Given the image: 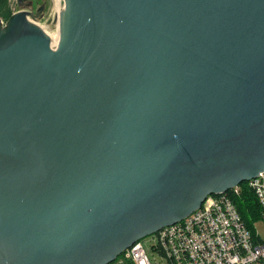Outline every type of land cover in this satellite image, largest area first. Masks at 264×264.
Wrapping results in <instances>:
<instances>
[{"label":"water","instance_id":"water-1","mask_svg":"<svg viewBox=\"0 0 264 264\" xmlns=\"http://www.w3.org/2000/svg\"><path fill=\"white\" fill-rule=\"evenodd\" d=\"M26 1L0 18V264H110L264 171V0H62L55 47Z\"/></svg>","mask_w":264,"mask_h":264},{"label":"built area","instance_id":"built-area-1","mask_svg":"<svg viewBox=\"0 0 264 264\" xmlns=\"http://www.w3.org/2000/svg\"><path fill=\"white\" fill-rule=\"evenodd\" d=\"M52 31L47 29L48 34ZM246 182L259 201L264 220V171ZM243 183L210 194L189 216L150 235L151 245L143 238L110 264H158L150 250L161 255L166 264H264V239L249 230L234 202Z\"/></svg>","mask_w":264,"mask_h":264},{"label":"rangeland","instance_id":"rangeland-1","mask_svg":"<svg viewBox=\"0 0 264 264\" xmlns=\"http://www.w3.org/2000/svg\"><path fill=\"white\" fill-rule=\"evenodd\" d=\"M33 1V3L30 4V6L28 7H33L34 9H36L37 7L41 6L42 3H45V10L43 12V15L41 18H32L35 22H37L42 28H45L44 30L47 32V29L51 28V25H54V23L52 22L54 17L57 15V13L60 11L61 7L59 6V3L57 0H31ZM8 3V8L11 11V15L13 13H16L17 11L21 10L23 7H21L18 3V0H7ZM60 8V9H59ZM56 14V15H55ZM10 15V16H11ZM55 15V16H54ZM9 16V17H10ZM0 18L3 21H6L7 19L0 16ZM31 18V17H30ZM48 26V28H47ZM56 29H58V24L55 27V31H52L51 35L54 39H57V32ZM256 228V232L258 234H260V236L264 239V220H260L256 223L255 225ZM144 242L148 245H151L153 243V239L152 236H147L145 237ZM154 254V255H153ZM149 255L152 258H156L158 261V264H166V262L162 259L161 255H159L156 252L153 251H149ZM118 264V263H115ZM127 264V263H126Z\"/></svg>","mask_w":264,"mask_h":264},{"label":"trees","instance_id":"trees-1","mask_svg":"<svg viewBox=\"0 0 264 264\" xmlns=\"http://www.w3.org/2000/svg\"><path fill=\"white\" fill-rule=\"evenodd\" d=\"M11 11L8 8L7 0H0V16L9 18ZM242 191L239 196L234 197V202L241 213L242 219L249 230L255 234V225L258 221L262 220L261 207L254 192L248 187L245 181L242 184Z\"/></svg>","mask_w":264,"mask_h":264},{"label":"bare ground","instance_id":"bare-ground-1","mask_svg":"<svg viewBox=\"0 0 264 264\" xmlns=\"http://www.w3.org/2000/svg\"><path fill=\"white\" fill-rule=\"evenodd\" d=\"M58 1V3H59V6L62 8V0H57ZM60 9V8H59ZM59 13H60V11L57 13V15L54 17V19H56V22H58L57 24H58V32L57 33H59ZM30 18V17H29ZM33 22H35L32 18H30ZM54 19H53V21H54ZM3 23H5V21H3ZM35 23H37V22H35ZM38 24V23H37ZM39 25V24H38ZM51 27V29H55V27H56V25H51L50 26ZM57 35V34H56ZM51 36V35H50ZM52 37V36H51ZM53 38V37H52ZM58 40H59V38H58V36H57V39H54L53 38V47H55L57 44H58Z\"/></svg>","mask_w":264,"mask_h":264},{"label":"flooded vegetation","instance_id":"flooded-vegetation-1","mask_svg":"<svg viewBox=\"0 0 264 264\" xmlns=\"http://www.w3.org/2000/svg\"><path fill=\"white\" fill-rule=\"evenodd\" d=\"M25 3H27V4H31V3H33V1L28 0V1H26Z\"/></svg>","mask_w":264,"mask_h":264}]
</instances>
